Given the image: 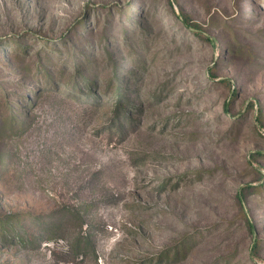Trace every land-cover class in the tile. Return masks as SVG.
I'll return each instance as SVG.
<instances>
[{
    "label": "rangeland",
    "instance_id": "374dc122",
    "mask_svg": "<svg viewBox=\"0 0 264 264\" xmlns=\"http://www.w3.org/2000/svg\"><path fill=\"white\" fill-rule=\"evenodd\" d=\"M12 213L0 264H264V0H0Z\"/></svg>",
    "mask_w": 264,
    "mask_h": 264
},
{
    "label": "trees",
    "instance_id": "16d2710c",
    "mask_svg": "<svg viewBox=\"0 0 264 264\" xmlns=\"http://www.w3.org/2000/svg\"><path fill=\"white\" fill-rule=\"evenodd\" d=\"M183 21L185 22V24H187V26L191 27L192 29H196L197 27L200 26V24L198 22H195V21H192L190 20L188 17H183ZM197 34H200V30H197L195 31ZM107 54L109 56H111L112 54L109 52V51H106ZM76 70V74H80L82 75L81 73V66H77L75 68ZM115 69H117V66H115ZM46 72H49V70L45 71ZM81 78L85 79V80H88L89 77L88 76H85V75H82ZM122 87L118 86V99H120V94H122V91H121ZM119 104V103H118ZM117 106H121L120 104ZM120 109L118 108L117 111H119ZM19 221V217H18V214L17 213H12L6 217H0V238L2 241L6 242V241H15V240H19V241H24L27 240L25 239V235L26 233H28V230L24 229V232H21L20 230H16L15 229V224L18 223ZM8 226H12V234L9 235V230H11ZM27 241H30V240H27ZM33 242V241H31Z\"/></svg>",
    "mask_w": 264,
    "mask_h": 264
}]
</instances>
